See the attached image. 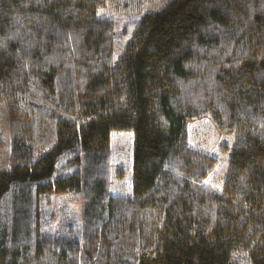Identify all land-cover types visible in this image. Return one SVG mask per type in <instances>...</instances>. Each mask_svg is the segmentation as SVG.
Returning <instances> with one entry per match:
<instances>
[{"label":"trees","instance_id":"16d2710c","mask_svg":"<svg viewBox=\"0 0 264 264\" xmlns=\"http://www.w3.org/2000/svg\"><path fill=\"white\" fill-rule=\"evenodd\" d=\"M105 3L0 0V264H264V0H171L118 60ZM204 117L234 135L222 190L189 143ZM117 130L130 196L110 192Z\"/></svg>","mask_w":264,"mask_h":264},{"label":"rangeland","instance_id":"374dc122","mask_svg":"<svg viewBox=\"0 0 264 264\" xmlns=\"http://www.w3.org/2000/svg\"><path fill=\"white\" fill-rule=\"evenodd\" d=\"M170 1L106 0L105 6L98 10V17L114 22L118 31L120 47L116 49L115 60L122 55L141 18L147 13L164 9ZM13 120L6 100L0 99V167H9L11 164ZM188 138L192 146L218 159L205 183L222 190L234 146V135L222 133L210 117H204L188 123ZM133 145V131L117 130L111 133V194H132ZM118 169L124 171L120 177L115 176Z\"/></svg>","mask_w":264,"mask_h":264}]
</instances>
